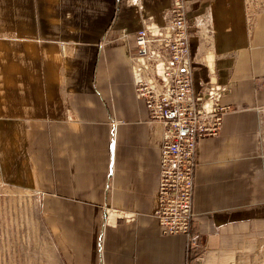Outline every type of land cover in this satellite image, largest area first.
I'll return each instance as SVG.
<instances>
[{
    "label": "crops",
    "instance_id": "1",
    "mask_svg": "<svg viewBox=\"0 0 264 264\" xmlns=\"http://www.w3.org/2000/svg\"><path fill=\"white\" fill-rule=\"evenodd\" d=\"M169 5L0 0V206L30 194L37 264H264V0H187L194 89L222 84L229 107L197 143L193 261L156 215L164 128L125 37Z\"/></svg>",
    "mask_w": 264,
    "mask_h": 264
},
{
    "label": "built area",
    "instance_id": "2",
    "mask_svg": "<svg viewBox=\"0 0 264 264\" xmlns=\"http://www.w3.org/2000/svg\"><path fill=\"white\" fill-rule=\"evenodd\" d=\"M187 8V0H170L165 23L147 16L139 30L125 37L134 39L128 60L135 95L164 128L156 215L164 234L190 235L192 249L197 246L191 235L197 143L219 133L229 107L221 103L227 90L222 84L210 81L194 89Z\"/></svg>",
    "mask_w": 264,
    "mask_h": 264
},
{
    "label": "rangeland",
    "instance_id": "3",
    "mask_svg": "<svg viewBox=\"0 0 264 264\" xmlns=\"http://www.w3.org/2000/svg\"><path fill=\"white\" fill-rule=\"evenodd\" d=\"M18 199L22 201L7 200L0 206V264H37L40 252L47 248V237L35 206L29 203L30 194Z\"/></svg>",
    "mask_w": 264,
    "mask_h": 264
},
{
    "label": "trees",
    "instance_id": "4",
    "mask_svg": "<svg viewBox=\"0 0 264 264\" xmlns=\"http://www.w3.org/2000/svg\"><path fill=\"white\" fill-rule=\"evenodd\" d=\"M197 247H194L192 249H190V253H189V259L190 261L193 260L201 251H202V244L198 242Z\"/></svg>",
    "mask_w": 264,
    "mask_h": 264
}]
</instances>
